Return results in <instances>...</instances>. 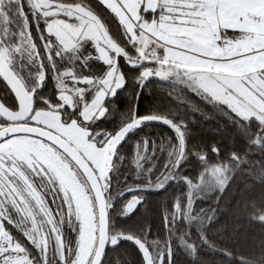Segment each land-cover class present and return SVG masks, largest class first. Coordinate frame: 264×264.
Returning a JSON list of instances; mask_svg holds the SVG:
<instances>
[{
  "label": "snow or ice",
  "instance_id": "snow-or-ice-1",
  "mask_svg": "<svg viewBox=\"0 0 264 264\" xmlns=\"http://www.w3.org/2000/svg\"><path fill=\"white\" fill-rule=\"evenodd\" d=\"M0 264H264V0H0Z\"/></svg>",
  "mask_w": 264,
  "mask_h": 264
},
{
  "label": "trees",
  "instance_id": "trees-1",
  "mask_svg": "<svg viewBox=\"0 0 264 264\" xmlns=\"http://www.w3.org/2000/svg\"><path fill=\"white\" fill-rule=\"evenodd\" d=\"M254 231L256 232V234L257 235H259V233H260V228H259V226H256L255 228H254ZM115 255V254H114Z\"/></svg>",
  "mask_w": 264,
  "mask_h": 264
}]
</instances>
